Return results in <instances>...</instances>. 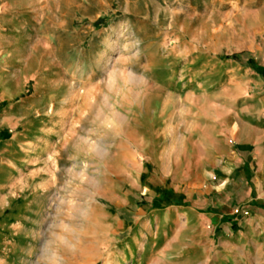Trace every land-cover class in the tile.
Wrapping results in <instances>:
<instances>
[{"label": "rangeland", "instance_id": "rangeland-1", "mask_svg": "<svg viewBox=\"0 0 264 264\" xmlns=\"http://www.w3.org/2000/svg\"><path fill=\"white\" fill-rule=\"evenodd\" d=\"M261 69L264 0H0V264H157L138 224L264 124Z\"/></svg>", "mask_w": 264, "mask_h": 264}, {"label": "crops", "instance_id": "crops-1", "mask_svg": "<svg viewBox=\"0 0 264 264\" xmlns=\"http://www.w3.org/2000/svg\"><path fill=\"white\" fill-rule=\"evenodd\" d=\"M244 128L234 132L236 148L230 149L224 143L227 133L222 125H217L215 144L209 149L202 171L187 178L191 179L186 185L191 193L186 192L183 201L150 214L138 224L139 233L145 236L139 246L140 254L150 250L157 253V264H264V124ZM246 164L252 177L245 183L251 186L241 192V178L246 176L242 174V181L236 183L229 179L236 167ZM216 169L221 179L218 186L212 187L204 171ZM225 182L230 191L222 195L221 184ZM177 186L173 184L170 193H178ZM210 187L221 198H209L205 189ZM240 192L245 200L231 206L230 197ZM11 200L0 196V208L5 210ZM236 206L240 208L237 214ZM120 224L121 230L132 225L126 219ZM152 225L154 229H148Z\"/></svg>", "mask_w": 264, "mask_h": 264}, {"label": "clouds", "instance_id": "clouds-1", "mask_svg": "<svg viewBox=\"0 0 264 264\" xmlns=\"http://www.w3.org/2000/svg\"><path fill=\"white\" fill-rule=\"evenodd\" d=\"M116 74L115 73H109L108 79H107V84L109 87L113 86L116 83Z\"/></svg>", "mask_w": 264, "mask_h": 264}, {"label": "trees", "instance_id": "trees-1", "mask_svg": "<svg viewBox=\"0 0 264 264\" xmlns=\"http://www.w3.org/2000/svg\"><path fill=\"white\" fill-rule=\"evenodd\" d=\"M232 57L236 58V57H238V55L233 54ZM259 73L264 75V69L259 70Z\"/></svg>", "mask_w": 264, "mask_h": 264}]
</instances>
